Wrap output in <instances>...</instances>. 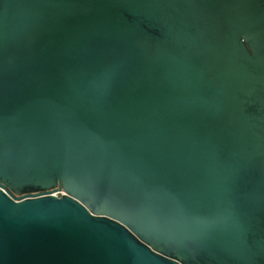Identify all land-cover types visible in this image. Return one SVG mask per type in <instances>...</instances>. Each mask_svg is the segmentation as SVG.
Listing matches in <instances>:
<instances>
[{"label":"water","instance_id":"obj_1","mask_svg":"<svg viewBox=\"0 0 264 264\" xmlns=\"http://www.w3.org/2000/svg\"><path fill=\"white\" fill-rule=\"evenodd\" d=\"M0 264H264V0H0Z\"/></svg>","mask_w":264,"mask_h":264},{"label":"built area","instance_id":"obj_2","mask_svg":"<svg viewBox=\"0 0 264 264\" xmlns=\"http://www.w3.org/2000/svg\"><path fill=\"white\" fill-rule=\"evenodd\" d=\"M57 193H59V194H64L62 190H54V191L52 192L53 195H57Z\"/></svg>","mask_w":264,"mask_h":264}]
</instances>
